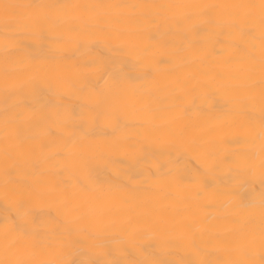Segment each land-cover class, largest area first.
<instances>
[{"label": "snow or ice", "instance_id": "obj_1", "mask_svg": "<svg viewBox=\"0 0 264 264\" xmlns=\"http://www.w3.org/2000/svg\"><path fill=\"white\" fill-rule=\"evenodd\" d=\"M112 7L146 8L147 23L155 27L148 39L160 35L172 37L167 44V59L172 63L207 58L203 48L195 46L203 33L210 36L237 34L250 43L260 40V78L254 79L256 65L251 49H245L249 74L243 90L224 99L221 108L222 74L204 73L205 79H183L169 89V103L147 107L138 120H132L129 100L150 90L151 68L143 75L125 71L129 63L155 59V45L144 42L142 31H111L98 23L100 9ZM71 16L73 22L67 17ZM0 52L4 73L0 79V125L4 133L0 152L5 164L23 150H46L54 129L60 134L57 155L61 158L56 175L75 173V182L58 181L53 187L40 182L28 185L6 183L0 196L14 201L21 209L17 219L6 224L0 239V264H120L118 260L75 259L88 240L97 255L106 256L116 246L118 234L142 238L160 225L147 220L128 218L117 222L97 195L96 210L77 218L72 229L53 221L41 226L38 209L42 202L55 200L64 212L75 213L78 193L111 190L113 168L118 154L132 152L141 166L140 184L118 186L134 197L141 189L155 184L195 185L196 197L212 196L219 201L226 218L236 225L227 237H215L221 258L211 264H264V180L259 193L250 189L246 177L259 169L264 177V0L259 3H159L148 5L102 4H0ZM176 37H181L176 41ZM222 47L217 56H225L235 42L217 41ZM107 49L112 55L97 53ZM69 53H71L69 55ZM225 63L228 60L224 61ZM232 79H238L232 77ZM257 83L259 85L257 89ZM79 101L73 106L68 101ZM199 100V102H197ZM259 104V152L231 151L223 155L215 150V137L222 128L240 127L236 117ZM197 124L199 132L192 133ZM135 128V137L128 134ZM225 143L239 139L225 138ZM206 154L202 167L182 172L161 171L153 164L173 153ZM211 172L216 179L209 184L204 176ZM67 183V187L62 185ZM129 201H125L128 203ZM103 237V238H101ZM145 259L133 264H164L147 258L142 245L138 250ZM37 256L45 259H35ZM192 259L180 264H209L200 258V249L191 248Z\"/></svg>", "mask_w": 264, "mask_h": 264}, {"label": "bare ground", "instance_id": "obj_2", "mask_svg": "<svg viewBox=\"0 0 264 264\" xmlns=\"http://www.w3.org/2000/svg\"><path fill=\"white\" fill-rule=\"evenodd\" d=\"M102 4V5H148L159 3H259V0H0V4ZM148 9L131 7H112L100 9L98 12V23L101 27L111 31H142L144 42L155 45V59L146 60L142 63H129L125 71L133 75H143L151 68L150 90H144L129 100V110L132 113L131 119L138 120L141 112L147 107H163L169 103V89L179 80L183 79H205L204 73L213 76L222 74L227 77L222 83L227 86L221 89V96L216 98L217 109L221 108L224 99L243 90L245 77L249 74V61L245 49L252 50L256 65L254 79L258 82L260 78V40L259 29L257 28L256 39L250 43L242 39L238 34L230 37L227 35L210 36L207 33L201 34L196 39L199 43L196 48H203L207 53V58H193L190 61L174 60L172 63H160L157 60L167 59L169 48L167 44L172 37L160 35L149 40L150 32L155 31V27L147 23ZM69 22H73L72 17H67ZM2 32V27H0ZM2 39V37H0ZM177 42L181 37L175 38ZM227 41L229 44L235 42L239 46L232 47L225 56H217L215 53L222 45L217 41ZM71 53H69L70 55ZM100 56L112 55L107 49H102L98 53ZM228 60L227 63L224 61ZM4 73L3 54L0 52V79ZM237 77L238 79H232ZM259 85L257 83V89ZM73 106H77L79 101L71 98L68 101ZM199 102V100L197 101ZM0 101V106H2ZM238 123L245 124L244 128L229 127L222 128L215 137V150L223 155L227 152H259V104L251 110L239 114L236 117ZM135 128H130L128 134L135 137ZM199 132V127L194 123L192 133ZM59 132L54 129L53 135L49 138L52 147L41 150H23L21 153L9 160L5 164L2 152H0V191L6 183L16 185H28L40 182L42 187H53L58 181L75 182V173L65 171L62 176L56 175L59 171L58 164L61 158L56 154L60 139ZM225 138L239 139V142L225 143ZM4 139L2 125H0V145ZM206 154L194 156L192 154L173 153L165 156L153 164H159L161 171L172 169L182 172L185 169H196L202 167ZM119 163L113 168L111 177V190L106 184L101 192L78 193L75 203L78 205L75 213L64 212L62 205L49 200L38 205V209H43L44 215L38 217L39 224L47 226L55 221L61 226L69 229L78 226L77 218L88 215L96 210V196L100 197L99 203L111 213L117 222L128 218L136 220H147L160 225L158 231H148L142 238H129L123 234H118L119 243L116 246L122 251L110 250L106 256L97 255V250L91 245L93 241L88 240L79 249L75 259L83 260H118L120 264H133L135 261L145 259L139 254V249L143 245L150 255L147 258L164 262V264H180L181 261L192 259L191 248L196 246L200 249V258L209 262H214L221 258L222 253L217 250L215 237H227L231 231L237 227L233 225L221 208L219 201L212 196L196 197L195 192L198 186L195 185H174L155 184L146 190L141 189L134 197H129L127 190H122L118 186L123 184L137 187L140 184L141 166L137 155L132 152H121L118 154ZM216 175L208 172L204 179L212 184ZM248 184L245 187L247 193L254 189L259 193L262 180L259 169L255 174L246 177ZM67 187V183L62 185ZM129 201L125 203V201ZM21 209L11 200H6L0 196V239L6 224H11L17 219V213ZM103 238V237H101ZM37 256L35 259H45Z\"/></svg>", "mask_w": 264, "mask_h": 264}]
</instances>
